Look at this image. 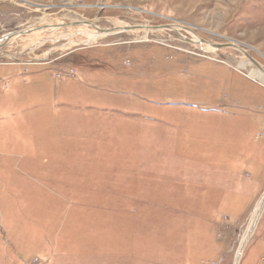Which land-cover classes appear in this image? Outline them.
Segmentation results:
<instances>
[{"label":"rangeland","instance_id":"1","mask_svg":"<svg viewBox=\"0 0 264 264\" xmlns=\"http://www.w3.org/2000/svg\"><path fill=\"white\" fill-rule=\"evenodd\" d=\"M115 20L183 26L193 43L161 29L31 51L35 27ZM30 27L3 45L20 57H0V264H235L264 158L246 148L236 109L210 110L254 66L241 70L248 60L234 48L206 53L194 36L237 43L264 68V0H0V39ZM19 77L27 113L8 114ZM79 77L94 98L76 85L51 106L49 90ZM87 103L99 107L83 112ZM241 263L264 264V212Z\"/></svg>","mask_w":264,"mask_h":264},{"label":"crops","instance_id":"2","mask_svg":"<svg viewBox=\"0 0 264 264\" xmlns=\"http://www.w3.org/2000/svg\"><path fill=\"white\" fill-rule=\"evenodd\" d=\"M246 76L247 79H242V82L237 84L234 83V86L237 85L238 88L236 92L235 91L234 93L232 92L229 99L228 98L222 99L223 96H221V94L220 96H218V99H221L220 104H222L223 107L226 108H223V110H221V108L219 107H221L222 105H220L219 107L218 105H216V108L211 107L212 109L210 110V112L213 111L218 112L220 115H222L221 117L227 118L230 116H227L228 113L226 110H228L229 107L236 109L235 112L237 114L236 115L234 114L236 116L235 120H238L237 123L239 125H240L239 121L244 122L243 124L245 126L244 133H247L248 137L250 138L248 139V141H246L245 144L246 148L248 147L251 150H255L256 153L258 154L257 156H259L260 158H264V85L257 82L256 80L251 79L248 75ZM20 78L21 77L15 78L13 79L12 82H10L11 83L10 91H12V95L14 99L15 97H19L21 85H18L17 82ZM79 78L80 79H77L76 81L62 82V85L60 84L61 86L59 85V87L53 89V91L56 92V96L54 97H51L52 90L50 89L49 90L50 96L48 97V99L51 100L50 105L53 106L55 104H59L58 106L61 105L64 106V104L60 103V101H57V103H55V100L63 99L62 98L63 96L65 97L69 95V93L67 92L68 90H71L70 92H72L73 90H76L75 88L79 85L80 86L82 85L83 87L86 88H82L85 90L84 93L85 95L83 94L80 95L79 93H77L78 97L81 96L83 98L85 96L86 98L87 96L91 95L94 98V96L96 95L95 92H92L95 90L94 86L92 84L86 83L82 77ZM19 83L22 84L21 82ZM234 86L232 87V89L234 88ZM43 100L46 101V98L43 97ZM15 101L16 102L14 104L13 101L11 102L10 107L7 108V113L10 114L17 111L18 113L25 115L27 111L26 110L23 111L24 105L19 103L17 99H15ZM133 104L135 103L131 101V104L129 105V110L133 109L134 106H136ZM80 107L83 109L82 110L83 112L89 113V110H93V109L96 110L98 109L99 106L96 104L90 105L89 103H87V104H80ZM4 117L6 123H10L11 121L20 122V119H25L20 115H17L13 118H11L12 116L9 115H5ZM240 117L244 118V120H240ZM153 119H158V118H153Z\"/></svg>","mask_w":264,"mask_h":264},{"label":"bare ground","instance_id":"3","mask_svg":"<svg viewBox=\"0 0 264 264\" xmlns=\"http://www.w3.org/2000/svg\"><path fill=\"white\" fill-rule=\"evenodd\" d=\"M114 22H115V25L110 27V29H112V31H111L112 34L107 33V32H99L100 27H95L96 29L95 28L91 29L89 26H86V25H85L86 26L85 30H83L84 28L81 27V29L79 28L78 30L70 29L68 32H65V31H62V28L60 29L58 27V24H56L54 29H58V31L50 30L51 31L50 34L48 33V35L47 34L45 35V33L43 31L41 32L39 30L40 29L39 27H35V29H36L35 33H38L41 36L39 38H37L36 41H34L35 44L33 43L34 46H33V48H31V51L35 50L40 45H43L45 42L56 43V42L60 41L61 39H68L69 42L66 45H64L62 47L61 46L56 47L53 50H51L50 52H48L47 54H48V56H50L52 53H54L55 51H57L59 49H61V50L71 49L72 47L79 45L80 43H85L89 46L95 45L96 43H98L102 39L106 38V36L113 35L117 32L120 33L123 31V29L130 28V27H133V29L129 31L130 33H133L136 35H144V37H148L150 35V33H152L153 31H157V30L146 29V28H144V26H140V25L139 26L138 25L131 26L129 24H123L122 22H119L116 20ZM171 29L176 30V31L181 30L180 27H176V26L171 27ZM80 35L84 36V38H80V40H79L77 36H80ZM5 37H7V36H5ZM5 37H3V38H5ZM8 37H9V39L6 42L11 43V42H13L12 39H14L16 37H20V36H13V34H10V35H8ZM194 38H196L197 41L199 42V37L194 36ZM4 44H5V42L3 43V45ZM198 47H200V49L206 53H211V52H214V50H215V48L212 45H210L209 43L208 44L207 43L200 44ZM2 49H3V47H0V54L3 53ZM247 52H248V50H247ZM17 55H18V57H20V54H17ZM19 61H21V59ZM248 65L251 66L252 64L248 61V64H246V63L240 64L239 68L241 70L246 69L248 67ZM248 75L251 79L256 80L257 82H260L264 85V75L255 66L252 67V69H250L248 71ZM263 212H264V194L260 198L253 214L250 217L246 232L243 236L240 248L238 249V252H237V258H236L235 264H239L240 259L242 257V254H243V252L247 246V243L249 242V240L253 236V234L257 228V225H258V223L262 217ZM242 263H243V261H242Z\"/></svg>","mask_w":264,"mask_h":264},{"label":"water","instance_id":"4","mask_svg":"<svg viewBox=\"0 0 264 264\" xmlns=\"http://www.w3.org/2000/svg\"><path fill=\"white\" fill-rule=\"evenodd\" d=\"M80 23V22H79ZM77 23V24H79ZM87 24L91 25L92 27H96V26H99L100 27V30L99 32H107V33H111L112 29L110 28H102L99 23H93V22H86ZM70 23H66L65 26H69ZM144 28L146 29H149V30H161V29H171V27H174V26H147V25H143ZM44 26H42L41 28H43ZM181 28L180 30V36L182 39H184L185 41L189 42V43H193V39H190L188 37H185L181 32H185L187 33L188 30L184 29L183 26H179ZM133 27H130V28H126V29H123L122 32H129L130 30H132ZM32 30H35L34 27H30L28 29H25V30H20V31H17V32H14L13 33V36H24L26 34H28L29 32H31ZM112 34V33H111ZM9 39V37H5V38H1L0 39V47H3V43L6 42L7 40ZM199 43L200 44H205L208 42H206L205 40L201 39L199 37ZM210 44V43H209ZM212 45L215 49L217 50H221L223 48H234L238 51H240L244 56L245 58L252 64L254 65L257 69H259L261 71V73H263L264 75V68L259 64V62L257 60H255L248 52L247 50H245L244 48L240 47L237 43H226V44H210ZM5 48L7 47V45L4 46ZM0 57H7L9 59H16L17 55H14L12 53H9L8 51H6L5 49L3 50V53L0 54Z\"/></svg>","mask_w":264,"mask_h":264}]
</instances>
